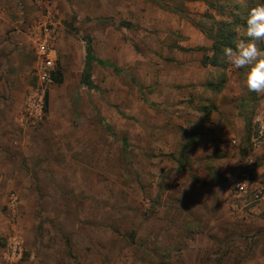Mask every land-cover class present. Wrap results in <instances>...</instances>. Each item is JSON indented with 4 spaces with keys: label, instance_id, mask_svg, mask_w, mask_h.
<instances>
[{
    "label": "rangeland",
    "instance_id": "obj_1",
    "mask_svg": "<svg viewBox=\"0 0 264 264\" xmlns=\"http://www.w3.org/2000/svg\"><path fill=\"white\" fill-rule=\"evenodd\" d=\"M25 1L18 25L26 45L18 63L10 67L11 76L0 80V264L242 262L244 258L232 255L218 237L223 231L237 230L232 220L228 227L223 218H217L218 223L210 222L216 218H196L202 208L182 201L178 189L189 185L188 173L212 167L219 172L216 180L230 182L229 196L228 190L219 192L217 201L233 198L238 207H231L232 212L258 201L250 194L236 196L228 175L237 177L249 170L260 184L254 186L264 195V94L248 90L247 69L227 64L220 47L217 58L222 63L209 71L217 92L202 95L205 105L199 96L203 107L197 109L198 115L181 111L180 123L173 117L176 109L164 110L167 126H161L156 115L152 121L153 108L146 105L145 99L152 97L144 90L136 92L158 84L159 79L146 71L153 72L160 64L137 60V70H132L114 62L99 63L91 47L100 8H119L122 0H44L49 1L56 24L58 79L45 90L38 118L29 105L38 99L41 88L29 36L42 25L46 8L37 0ZM205 1L209 8L201 24L214 36L220 21L233 23L235 41L248 39L238 32H245L250 8L264 4V0ZM255 43L264 51V41ZM168 72L173 74L172 69ZM87 73L90 84L83 81ZM4 87L12 93H3ZM212 109L217 113L211 119ZM221 115L245 121L247 127L234 120L237 141L226 138L229 143L216 152L211 134L205 136L200 123H211ZM190 122L192 126L187 125ZM172 124L174 129L169 127ZM160 130L169 141L155 138ZM132 147L137 152L131 153ZM117 151L121 156L113 157ZM194 188L190 196L200 193ZM12 193L16 199L10 204ZM201 194L208 196L207 191ZM219 208L226 210L221 204ZM241 232L240 228L237 241L228 247L244 245ZM14 241L19 242L15 254Z\"/></svg>",
    "mask_w": 264,
    "mask_h": 264
},
{
    "label": "crops",
    "instance_id": "obj_2",
    "mask_svg": "<svg viewBox=\"0 0 264 264\" xmlns=\"http://www.w3.org/2000/svg\"><path fill=\"white\" fill-rule=\"evenodd\" d=\"M25 2V0H0V64H2L0 65V80L8 79L11 76L10 67L18 63L22 55L20 50L24 48L23 45H26L18 25L22 21V7ZM208 8V3L205 0H138V2L122 0L119 8L111 9L104 6L99 10L100 21L95 32L96 38L91 44L97 60L114 62L123 68L132 67V70H137L134 67L137 60L147 64L150 62L160 64V66L153 67V72L146 71L148 74L150 73L149 77H153L156 81L159 79L158 84L146 89H136V92L139 94L144 90L147 95L152 97L151 101L154 104L145 99L146 105H151L153 108L150 109L152 121L155 117L153 115H156L155 118L161 120V126H165L164 123L167 121H164V110L176 109L173 117L179 122L178 115L181 111L198 115L200 111L197 109L203 107L199 105V103L201 104L199 96L210 95L213 94V90L216 91L213 85L215 82L209 71L218 66H213L210 63L203 64V61H209L213 55L218 57L212 48L213 41L206 33L207 28L200 22V19L204 21ZM91 30L93 31L92 28ZM170 69H172V75H169ZM163 79L170 80V83L162 82ZM11 91L10 88H2V92L5 94H11ZM222 93L220 91V95ZM206 101L207 99H203L202 96L204 105ZM245 101L246 99H243V102ZM208 109L204 108L203 110L207 111ZM211 112L212 119L217 112L214 109ZM219 118L221 119L210 120L211 123L207 122L205 125L200 123V129L203 128L207 133L203 132L202 135L199 133L201 137L204 133L205 136L211 134L212 149L215 147L216 152L229 143V140L225 141L226 138L233 137L231 140L237 141L233 129L234 120L236 125L242 123L243 128L247 127L245 121L238 118L237 120L234 117L224 119L223 115ZM188 119L192 120V117H188ZM196 120L198 121L199 117ZM187 125L192 126L193 122ZM172 126L169 125L174 129L175 125L172 124ZM160 133L161 130L155 138L163 137L164 141H169L166 138V133L165 135ZM170 133L172 132L170 131ZM130 150L131 153L137 152L135 147ZM115 155L121 156V151L113 153V157ZM202 170L198 174L190 172L186 175L189 185H183L181 191L178 189L182 201H190V203L193 201L196 206L202 208V212L198 213L199 216L196 218H216V220L211 219V223H215V221L218 223L217 218H223L228 227L231 225L227 223L232 220L231 224L237 227L236 231L238 232L226 230L219 233L218 237H221L227 248L233 250L232 255L244 258L239 264H264V195L254 205L245 209L241 207L236 212H232L231 207H238V203H233V198L226 197L222 202L220 201L226 210L222 212L219 208L218 211L216 207L220 204L217 201V196L219 192L227 190L226 196H229L230 182L228 179L221 181L218 178L216 180L215 176L219 172L212 167ZM256 172L254 170L255 176L258 175ZM228 177L231 179V183L236 178L231 175ZM224 182L223 186H219ZM254 182L258 184L257 177L254 178ZM194 186V190H199L200 193L190 196ZM205 191L208 193L207 197L201 194ZM205 207L208 208V212ZM193 218L195 217L187 219L193 221ZM194 222H199V220L195 219ZM237 222L241 224L237 225ZM240 228L242 229L241 240L244 245L238 248L228 247L232 241H237ZM236 241L234 245H236ZM248 244L250 245L248 246ZM229 253L230 250H228Z\"/></svg>",
    "mask_w": 264,
    "mask_h": 264
},
{
    "label": "built area",
    "instance_id": "obj_3",
    "mask_svg": "<svg viewBox=\"0 0 264 264\" xmlns=\"http://www.w3.org/2000/svg\"><path fill=\"white\" fill-rule=\"evenodd\" d=\"M37 2H42L45 5L46 15L42 25L30 33L29 40L34 48V70L41 88L38 99L30 101L29 105L36 111L34 116L40 118L42 108L44 107L45 90L54 84L57 51L55 44L56 36L54 33L56 24L51 17L52 9L51 6L48 5L49 1L37 0ZM249 168L251 169L252 167ZM234 189L236 196L250 194L253 201H259L263 196L262 189L254 186V180L251 178V172L249 170H242L239 172L234 179ZM15 199L16 197L12 193L11 197H9L10 204L14 203ZM12 249V253L15 254L17 249H19L18 241L13 242Z\"/></svg>",
    "mask_w": 264,
    "mask_h": 264
},
{
    "label": "clouds",
    "instance_id": "obj_4",
    "mask_svg": "<svg viewBox=\"0 0 264 264\" xmlns=\"http://www.w3.org/2000/svg\"><path fill=\"white\" fill-rule=\"evenodd\" d=\"M243 4L244 0H237ZM238 35L248 39H239L234 46L222 48V59L235 69H247L246 86L249 91L264 94V51L255 41H264V4L250 8L246 19V30ZM187 127V126H186Z\"/></svg>",
    "mask_w": 264,
    "mask_h": 264
},
{
    "label": "trees",
    "instance_id": "obj_5",
    "mask_svg": "<svg viewBox=\"0 0 264 264\" xmlns=\"http://www.w3.org/2000/svg\"><path fill=\"white\" fill-rule=\"evenodd\" d=\"M219 27L216 29L214 32V36H211L208 30H206V33L208 37H210L213 41L212 43V48L218 54V51L221 49L220 47H225V46H234L235 45V40L237 37V33L235 28H233V23H229L226 21H220L219 22ZM213 55L212 58L209 61H203V64L210 63L213 66H218L221 65V61L217 58V56ZM86 64L88 65V59L90 58L89 52L86 54ZM99 63H101V60H97ZM57 75H54V80L56 81ZM83 81H86V84H90V77L88 76V73L83 76Z\"/></svg>",
    "mask_w": 264,
    "mask_h": 264
}]
</instances>
